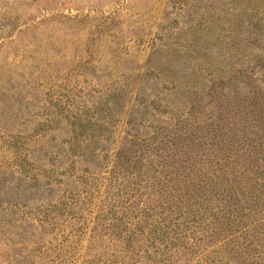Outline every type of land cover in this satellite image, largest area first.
Wrapping results in <instances>:
<instances>
[{"label": "rangeland", "instance_id": "374dc122", "mask_svg": "<svg viewBox=\"0 0 264 264\" xmlns=\"http://www.w3.org/2000/svg\"><path fill=\"white\" fill-rule=\"evenodd\" d=\"M254 90L264 0H0V264H114L88 177Z\"/></svg>", "mask_w": 264, "mask_h": 264}, {"label": "trees", "instance_id": "16d2710c", "mask_svg": "<svg viewBox=\"0 0 264 264\" xmlns=\"http://www.w3.org/2000/svg\"><path fill=\"white\" fill-rule=\"evenodd\" d=\"M252 94L254 110L133 141L88 177V202L106 195L114 264H264V93Z\"/></svg>", "mask_w": 264, "mask_h": 264}]
</instances>
